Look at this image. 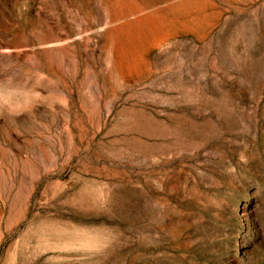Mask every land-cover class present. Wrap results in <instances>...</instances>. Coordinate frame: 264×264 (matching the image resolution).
Listing matches in <instances>:
<instances>
[{
	"label": "rangeland",
	"instance_id": "374dc122",
	"mask_svg": "<svg viewBox=\"0 0 264 264\" xmlns=\"http://www.w3.org/2000/svg\"><path fill=\"white\" fill-rule=\"evenodd\" d=\"M0 264H264V0H0Z\"/></svg>",
	"mask_w": 264,
	"mask_h": 264
}]
</instances>
